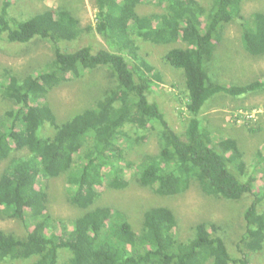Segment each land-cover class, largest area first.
<instances>
[{
    "label": "trees",
    "instance_id": "1",
    "mask_svg": "<svg viewBox=\"0 0 264 264\" xmlns=\"http://www.w3.org/2000/svg\"><path fill=\"white\" fill-rule=\"evenodd\" d=\"M77 1L23 9L19 16L9 13L15 0H3L0 6V41L20 47L38 39L50 45L42 67L23 77L0 64L1 99L15 105L0 115V165L5 162L0 214L25 227L21 236L0 229V264H250L251 255L264 246V185L256 190L254 175L264 177V120L242 117L241 130L262 140L248 159L236 136L224 137L214 129L207 108L224 97L244 99L264 92V79H234L225 69L213 68L222 57L225 29L233 23L239 25L244 51L254 58L264 56V11L243 14L242 4L249 0H208L206 6L201 0H156L164 11L142 14L138 6L143 0H94V21L83 26ZM139 39L156 45L181 43L163 52L166 63L182 69L178 73L187 116L180 130L149 100L161 75ZM75 40L83 45L74 50L64 45ZM99 67L108 69L113 82L101 85L92 79V88L101 95L92 105L58 119L49 94ZM91 84H83L81 91L86 93L84 87ZM47 126L51 135L43 134ZM125 126L143 136L156 132L159 145L145 152L136 169L139 184L156 194L181 195L192 181L215 198L237 200L251 194L238 239L230 243L222 227L209 220L191 224L189 236L180 238L177 216L165 205L144 211L140 232L119 210L94 206L104 179L114 189L127 185L120 160L126 167L131 163L118 145L126 137ZM63 174L68 202L82 210L72 226L47 212L48 194L37 187L40 177ZM62 251L69 253L63 262Z\"/></svg>",
    "mask_w": 264,
    "mask_h": 264
},
{
    "label": "rangeland",
    "instance_id": "2",
    "mask_svg": "<svg viewBox=\"0 0 264 264\" xmlns=\"http://www.w3.org/2000/svg\"><path fill=\"white\" fill-rule=\"evenodd\" d=\"M201 1L205 6L208 4V0ZM2 2L3 0H0V6ZM57 4L58 0H15L12 6H9V13L19 16L23 9L31 12L38 10L43 5L55 7ZM77 7H79L77 14L81 17L83 26L94 21L96 11L94 0H79ZM163 9V3L159 5L156 0H143L138 6V12L142 14L161 13L164 11ZM256 10L264 11V0H249L242 4V13L245 15ZM96 38L98 40L97 36ZM86 42L84 40L85 44ZM81 43L75 40L65 42L64 45L67 46V49L74 50L79 45H83ZM137 43L140 45L142 52L148 54L147 59L153 63L161 75V81L154 80L152 84L153 92L150 95V99L149 97L148 99L156 101L169 123L176 130H180V128L184 127V118L187 116L185 106L187 101L186 91L183 87V79L178 73L182 69H176L166 63L163 54L168 47L181 45V43L156 45L141 39L137 40ZM221 43L223 44L219 52L222 57L215 61L214 70L225 69L228 76L230 75L234 79L239 80H251L254 77L264 79V56L254 58L244 51L238 24L233 23L226 27ZM49 50L50 45L46 42L38 41V39L20 47L0 41V64L10 69L14 75L23 77L24 74L36 72L38 67H42L44 61L41 58L50 56ZM109 74L106 67H99L92 71L87 70L84 77L81 76L83 77L82 79H74L69 85L54 89L49 94L47 101L55 113L58 114V119L64 120L86 106L92 105L91 100H95V96L99 97L101 91L92 88L91 80L94 79L101 85L110 84L113 82V78ZM88 83L91 84V87L85 86L86 93L82 92V85ZM179 86L178 92H174ZM6 108H15V105H10V102L1 99L0 96V115ZM207 109L214 120V129L224 137L227 135L236 136L244 146L243 149L248 151L247 158L251 159V151H255L259 147L257 143H261L262 140L252 137L249 133H244V130H241L244 126L242 117L246 114L247 116H252V119L264 120V92L248 94L244 99L232 100L224 97L223 102H217L215 106L211 105ZM125 131L126 137L120 138L118 145L126 161L131 163L126 167L124 165L125 161L120 160L127 185L123 188L114 189L108 186L107 178L104 179L103 184L98 188L100 194L94 206L105 205L119 210L124 214L126 220L129 221L133 230L140 232L144 211L151 206L165 205L173 209L177 216L178 225L176 230L180 238L189 236L191 224L201 220H209L215 221L222 227V234L226 236V240L230 243L234 241L236 236L238 239V235L243 231L245 224L243 212L252 200L251 194L237 200L215 198L202 193L198 189L197 183L192 181L186 192L181 195L160 196L152 188L139 184L136 177V169L138 165H141L145 152H153L159 145L156 132L153 131L150 137L146 133L143 136L140 130H133L125 126V129L122 130V136L125 135L123 134ZM52 133L53 129L51 127L47 126L43 129L44 135H51ZM4 166L5 162L0 165V172ZM254 175H256L255 187L256 190H259L261 189L259 185H264V177L259 176L257 172ZM37 187L43 188L48 194L47 212L55 218H63L68 226H72V218L82 212V210L74 207L67 200L65 175L40 177ZM56 226L58 227L59 225L56 224ZM0 229L19 236L25 234V227L20 221L1 214ZM68 255L67 251H62L60 253L61 261L63 262ZM25 263L24 261H17L15 264ZM250 264H264V246L262 250L251 255Z\"/></svg>",
    "mask_w": 264,
    "mask_h": 264
}]
</instances>
